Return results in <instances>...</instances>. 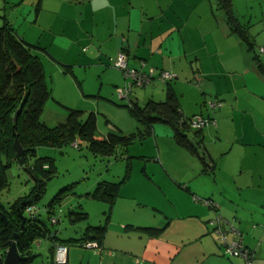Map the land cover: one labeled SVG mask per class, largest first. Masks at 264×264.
I'll list each match as a JSON object with an SVG mask.
<instances>
[{
  "label": "crops",
  "instance_id": "0c3cea01",
  "mask_svg": "<svg viewBox=\"0 0 264 264\" xmlns=\"http://www.w3.org/2000/svg\"><path fill=\"white\" fill-rule=\"evenodd\" d=\"M8 1L5 8L19 18L6 13V20L51 81L41 120L49 126L63 122L70 107L95 113L99 139L135 134L115 158L116 170L106 166L87 186L79 208H71L89 217L87 203H95L98 221L85 229L104 224L98 245L66 241L67 260L56 263L52 241L45 238L44 246L37 240L39 249L27 264H243L241 256L224 253L209 223L214 210L194 195L211 198L228 236L241 237L254 250V264H264V72L216 0ZM231 1L239 13L241 1L249 0ZM121 51L128 66L168 70L173 78H154L121 97L125 79L113 66ZM169 92L185 116L215 119L187 130L192 148L179 143L166 123L141 134L143 125L128 107L163 101ZM206 94L221 105L206 106ZM125 173L112 202L88 194L98 181H119Z\"/></svg>",
  "mask_w": 264,
  "mask_h": 264
},
{
  "label": "trees",
  "instance_id": "16d2710c",
  "mask_svg": "<svg viewBox=\"0 0 264 264\" xmlns=\"http://www.w3.org/2000/svg\"><path fill=\"white\" fill-rule=\"evenodd\" d=\"M216 3L228 25L252 51L253 58L260 70L264 72V57L259 51L256 52L248 27L239 20L232 1L216 0ZM50 97L51 90L42 61L3 17V23L0 24V190L7 186L8 168L13 163L19 164L15 156L14 140L16 138L25 150V162L19 165L31 174L34 184L26 196L17 199L11 205L10 210L0 203V264H4L5 252L12 241L16 242L21 254V264H27L36 255L31 251V244L35 240L50 239L51 248L54 250L55 243L66 246L65 242L70 240L81 243L87 240L98 242L104 231V224H99L87 226L80 238L59 240L55 233L52 235V230L46 221L37 214L35 199H38L43 192L46 180L55 174L56 166L54 159L47 156L35 157L32 163L29 162V159L35 156L38 146L60 147L77 139L84 141L91 152L109 156L114 155L118 148H126L135 135L134 133H109L106 138L99 139L94 135L95 113L91 111L85 114L80 109L70 107L67 108L63 122L49 126L40 117ZM128 107L133 116L143 125L141 134L150 132L152 124L156 122L166 123L173 128L179 143L192 148L186 133L191 129L187 124L188 117L182 113L179 101L172 92H169L163 101L149 99L144 105L132 102ZM15 115L16 121H13ZM126 176L127 173L119 181H98L88 194L110 203L114 200L120 182ZM61 197L58 193L49 206L53 207L52 204L56 200L60 202ZM27 205L35 206V211H27ZM49 212L51 213V210ZM2 213L6 215V221L1 218ZM50 213L51 222V219L55 217ZM68 216L73 222L88 218L86 211L74 209L68 211ZM22 218H24L23 225ZM15 234L17 237L14 236Z\"/></svg>",
  "mask_w": 264,
  "mask_h": 264
},
{
  "label": "rangeland",
  "instance_id": "374dc122",
  "mask_svg": "<svg viewBox=\"0 0 264 264\" xmlns=\"http://www.w3.org/2000/svg\"><path fill=\"white\" fill-rule=\"evenodd\" d=\"M6 1L0 0V24L3 23V17L7 18L6 13H8L14 21L19 18L18 11H12L11 7L5 8L6 5L9 4V1ZM241 2L242 10H240L239 13H235L241 23L248 27L250 39L253 41L256 48L258 44H264V1L249 0L246 5H243V1ZM18 33L20 34V32ZM47 83L51 89V81L49 79H47ZM208 99H213V96L206 94L205 101ZM48 102H51V99ZM60 109L62 108L60 107ZM123 153V149L118 148L115 154L121 156ZM115 154L109 157L94 156V154L85 147V144H83L81 148L74 147L72 144H65L60 147L40 145L36 148L35 156L29 159L30 163L34 161L35 157L47 156L54 159L56 166L55 174L50 179L46 180L44 190L40 197L35 199V204L38 208L37 214L46 221L49 228L52 227V229L58 230V237L64 238L69 234L74 237L80 234L82 235L88 223H97L99 209L95 205H92L95 203L90 205L87 203L86 209L89 211L90 216L86 220L70 221L67 213L68 210H71V208L75 206L79 208L78 204H82V196L87 186L97 179L98 175H100L99 173L106 172V166L110 168L111 171L112 169L116 170V165L114 164H116L118 160H115ZM7 178V186L0 190V203L6 209L10 210L11 205L17 199L26 196L32 190L34 180L31 174L17 163L11 164L8 168ZM58 193L62 196L61 201L57 202L56 200V202L52 204L53 207H50L49 203H51ZM50 210L57 219L56 222H50ZM36 241L37 240L31 244V251L34 253L39 249L36 246ZM38 241L42 242L44 246L45 243H47L45 238L38 239Z\"/></svg>",
  "mask_w": 264,
  "mask_h": 264
},
{
  "label": "built area",
  "instance_id": "2783aa9c",
  "mask_svg": "<svg viewBox=\"0 0 264 264\" xmlns=\"http://www.w3.org/2000/svg\"><path fill=\"white\" fill-rule=\"evenodd\" d=\"M258 51L262 57H264V46H259ZM113 66L122 71L125 82L123 87L118 88V93L121 97H127L130 89L134 86L144 87L151 83L154 78H158L162 81H169L173 78V74L168 70H157L150 67L147 71H143L141 67H131L127 64V56L121 51L117 54ZM205 104L209 108H216L221 105V101L217 98L208 99ZM208 123H215L213 117H205L202 115L190 116L187 118V124L191 129L199 130ZM196 200H201L204 204L214 210V215L210 218L209 223L213 226V230L216 234L217 240L223 251L227 255H239L243 258V264H254V250L247 247L241 237L235 236L230 238L228 231L222 226V216L217 211V205L211 198H200L196 195L193 196ZM35 206L27 205L26 210L29 212L35 211ZM51 222H56L55 218L51 219ZM85 247L97 246L96 241L87 240L82 243ZM67 246L61 243L54 244V262L64 263L67 260Z\"/></svg>",
  "mask_w": 264,
  "mask_h": 264
},
{
  "label": "water",
  "instance_id": "95a60500",
  "mask_svg": "<svg viewBox=\"0 0 264 264\" xmlns=\"http://www.w3.org/2000/svg\"><path fill=\"white\" fill-rule=\"evenodd\" d=\"M18 112L19 111H17V113ZM13 121H16V115L13 117ZM14 147H15L16 159L18 163L22 165L25 162V150L17 138L14 140ZM1 218L4 219L5 221L7 220L6 215L4 213L1 214ZM23 222H24V218H22V225ZM14 236L17 237V234H15ZM4 264H21V254L17 249V245L15 241L11 242V244L9 245V247L5 252Z\"/></svg>",
  "mask_w": 264,
  "mask_h": 264
}]
</instances>
